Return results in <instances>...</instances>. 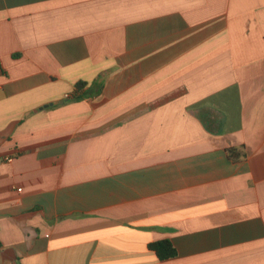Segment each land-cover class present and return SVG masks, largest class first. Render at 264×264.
<instances>
[{
    "label": "crops",
    "instance_id": "crops-1",
    "mask_svg": "<svg viewBox=\"0 0 264 264\" xmlns=\"http://www.w3.org/2000/svg\"><path fill=\"white\" fill-rule=\"evenodd\" d=\"M0 264H264V0H0Z\"/></svg>",
    "mask_w": 264,
    "mask_h": 264
},
{
    "label": "trees",
    "instance_id": "trees-1",
    "mask_svg": "<svg viewBox=\"0 0 264 264\" xmlns=\"http://www.w3.org/2000/svg\"><path fill=\"white\" fill-rule=\"evenodd\" d=\"M84 86V83H78L76 85L77 94H75L74 96L75 99L80 97V94L78 93L83 90ZM228 154L233 161H238L242 157V154H240V152L233 148H230L228 150ZM148 247L151 251L155 252L159 260H167L178 255L177 248L168 239L151 242Z\"/></svg>",
    "mask_w": 264,
    "mask_h": 264
},
{
    "label": "built area",
    "instance_id": "built-area-1",
    "mask_svg": "<svg viewBox=\"0 0 264 264\" xmlns=\"http://www.w3.org/2000/svg\"><path fill=\"white\" fill-rule=\"evenodd\" d=\"M7 160H8V161H12L13 159H12V158H8ZM19 190H21V189H19Z\"/></svg>",
    "mask_w": 264,
    "mask_h": 264
}]
</instances>
